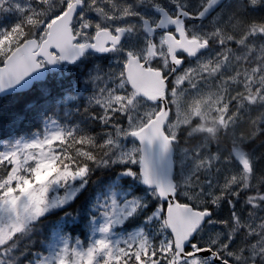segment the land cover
Returning <instances> with one entry per match:
<instances>
[{
    "label": "snow or ice",
    "instance_id": "6c2138e0",
    "mask_svg": "<svg viewBox=\"0 0 264 264\" xmlns=\"http://www.w3.org/2000/svg\"><path fill=\"white\" fill-rule=\"evenodd\" d=\"M30 96L0 264H264V0H0V113Z\"/></svg>",
    "mask_w": 264,
    "mask_h": 264
},
{
    "label": "trees",
    "instance_id": "16d2710c",
    "mask_svg": "<svg viewBox=\"0 0 264 264\" xmlns=\"http://www.w3.org/2000/svg\"><path fill=\"white\" fill-rule=\"evenodd\" d=\"M29 99H35L34 96L23 97L18 100L4 101V104L11 106L16 112H20L25 116L22 122L12 124L9 119V114L7 110L0 113V140H6L12 136L26 135L30 132L36 131L37 120L33 118L31 113H23V106ZM51 219H56V217H51ZM78 235L79 233H75Z\"/></svg>",
    "mask_w": 264,
    "mask_h": 264
}]
</instances>
